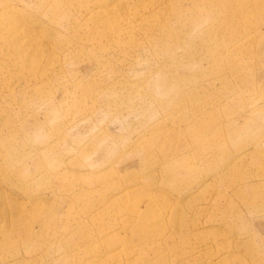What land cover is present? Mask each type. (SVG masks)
<instances>
[{"label":"rangeland","instance_id":"1","mask_svg":"<svg viewBox=\"0 0 264 264\" xmlns=\"http://www.w3.org/2000/svg\"><path fill=\"white\" fill-rule=\"evenodd\" d=\"M0 264H264V0H0Z\"/></svg>","mask_w":264,"mask_h":264},{"label":"bare ground","instance_id":"2","mask_svg":"<svg viewBox=\"0 0 264 264\" xmlns=\"http://www.w3.org/2000/svg\"><path fill=\"white\" fill-rule=\"evenodd\" d=\"M31 63H35V62H31ZM199 134V133H198ZM199 137H201V134L199 135ZM132 213L134 212V210L133 211H131ZM135 215V214H134ZM136 216V215H135ZM227 241V240H226ZM234 242H236V241H234ZM232 246V245H231ZM229 248V247H228Z\"/></svg>","mask_w":264,"mask_h":264}]
</instances>
